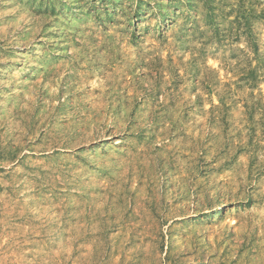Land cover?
Returning a JSON list of instances; mask_svg holds the SVG:
<instances>
[{"label": "rangeland", "instance_id": "obj_1", "mask_svg": "<svg viewBox=\"0 0 264 264\" xmlns=\"http://www.w3.org/2000/svg\"><path fill=\"white\" fill-rule=\"evenodd\" d=\"M0 264H264V0H0Z\"/></svg>", "mask_w": 264, "mask_h": 264}, {"label": "bare ground", "instance_id": "obj_2", "mask_svg": "<svg viewBox=\"0 0 264 264\" xmlns=\"http://www.w3.org/2000/svg\"><path fill=\"white\" fill-rule=\"evenodd\" d=\"M101 96V93L98 95V97H100ZM100 130V129H99ZM103 130V129H102Z\"/></svg>", "mask_w": 264, "mask_h": 264}]
</instances>
